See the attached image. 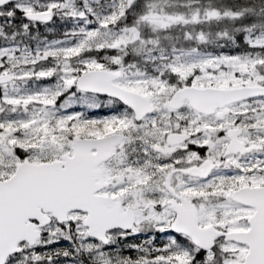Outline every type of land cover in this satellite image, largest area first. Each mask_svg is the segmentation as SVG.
Returning a JSON list of instances; mask_svg holds the SVG:
<instances>
[{
    "label": "snow or ice",
    "instance_id": "obj_1",
    "mask_svg": "<svg viewBox=\"0 0 264 264\" xmlns=\"http://www.w3.org/2000/svg\"><path fill=\"white\" fill-rule=\"evenodd\" d=\"M0 264H264V0H0Z\"/></svg>",
    "mask_w": 264,
    "mask_h": 264
}]
</instances>
